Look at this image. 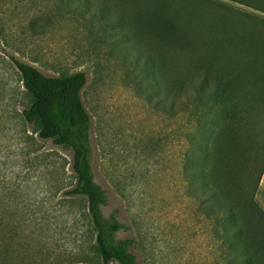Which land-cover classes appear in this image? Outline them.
<instances>
[{
  "label": "rangeland",
  "instance_id": "374dc122",
  "mask_svg": "<svg viewBox=\"0 0 264 264\" xmlns=\"http://www.w3.org/2000/svg\"><path fill=\"white\" fill-rule=\"evenodd\" d=\"M258 18L264 0H0V264H56L66 252L78 256L60 264H98L78 260L93 234L84 200L66 194L70 151L20 116L27 94L11 56L49 76L85 73L80 96L93 179L107 195L102 212L123 225L117 237L133 240L138 264H241L245 240L228 234L238 227L264 243L262 194L249 172L264 145ZM158 19L162 29H150ZM242 26L249 44L242 37L235 46ZM200 62L217 86L211 97L193 89ZM215 110L241 116L235 145L232 119L222 132V116L204 117ZM205 129L195 146L209 145L211 156L191 157L187 135Z\"/></svg>",
  "mask_w": 264,
  "mask_h": 264
},
{
  "label": "trees",
  "instance_id": "16d2710c",
  "mask_svg": "<svg viewBox=\"0 0 264 264\" xmlns=\"http://www.w3.org/2000/svg\"><path fill=\"white\" fill-rule=\"evenodd\" d=\"M161 17L162 15L159 19ZM159 19L149 28L153 30L156 28L162 29ZM262 20L264 19L258 18L257 21H255L256 30L252 31L254 35H256L257 31V35L259 34L258 37L262 34L261 28L263 25L262 22H264ZM257 24H259V26ZM167 28L170 29L171 27ZM240 30L241 31L236 35L235 46H241L242 37H244L245 42L248 43V38L251 34V32L246 33L243 26ZM238 49H241V47ZM10 60L27 94V104L21 109L20 116L25 122L35 126L39 138L48 139L52 144L61 146L70 151V169L74 177V183L72 187L66 191V194L78 196L84 200L85 211L82 215L87 220L88 228H90L93 234L92 241L88 243L90 251H85L78 260L85 263L95 261L98 264H111L113 262L116 264H138L135 255L130 251L133 240L129 237H117V232L123 225L116 219L114 214L110 213L105 216L102 212V207L107 201V195L106 191L93 179L94 175L91 167L92 147L89 137L91 121L80 96V91L86 82L85 73L78 70L49 76L43 74L31 64L20 61L13 56L10 57ZM198 65L203 72L202 75L199 76L200 82L196 80L198 82L195 83L197 87L193 89L195 91L197 89V92L198 89L203 91L200 96L201 98L211 97L213 92H215L213 90H217V86L208 82L207 73L205 72L208 67H205V64L201 62ZM194 82V80L189 79L186 81V85L191 87L192 84L194 85ZM226 83L227 87H230L229 79H226ZM199 100L202 103H208L203 99L199 98ZM193 101L194 103L197 102L196 97ZM221 110H215L211 114L205 113L204 117L212 120L215 116H222L223 124H220L223 130L222 132H225L227 128V120L232 119L231 134H226L235 145L237 141L236 133L239 130L237 123L241 116H238L236 114L237 112L232 114L229 111ZM196 132V130L191 131L187 135L191 143L190 148L187 147L186 149L189 153L188 155L195 158L198 152H203L211 156V147L209 145L196 147L195 143H197V140L201 141L205 139L212 131L205 129L200 131V133L199 131ZM222 132L218 129L217 132L212 135L217 138L219 133ZM261 134L264 136V129ZM257 146L259 148H256L259 151L257 150L256 154H254L255 157H253L250 163L249 170L250 173L254 170L257 171V176L254 181V188L256 190H258L259 178L264 167V154L260 164L257 166V159L264 145ZM214 152L215 148H213V155ZM225 210L228 213L227 215L225 213L224 216L231 218V215L234 214L233 210ZM257 213L263 220L264 211L262 210L261 204L257 206ZM2 218V215H0V219ZM228 234L230 235L231 241L239 242L240 239L245 240L244 250L246 253H242L244 260L242 259L241 264H257V262L264 264V243H254L249 231L247 233L241 229V227L233 229L228 232ZM2 240L3 236L0 235V242ZM76 256H78V253L66 252L62 253L60 257L55 256L53 260L56 261V264L64 263L65 261L72 263L74 261L71 258H75ZM3 257L4 253L2 248H0V258Z\"/></svg>",
  "mask_w": 264,
  "mask_h": 264
},
{
  "label": "crops",
  "instance_id": "0c3cea01",
  "mask_svg": "<svg viewBox=\"0 0 264 264\" xmlns=\"http://www.w3.org/2000/svg\"><path fill=\"white\" fill-rule=\"evenodd\" d=\"M258 192L262 194V200L260 204H261L262 210L264 211V167H263L261 176L259 178Z\"/></svg>",
  "mask_w": 264,
  "mask_h": 264
}]
</instances>
